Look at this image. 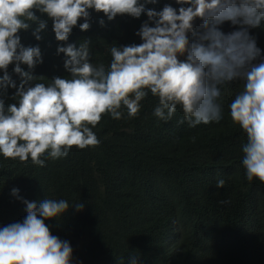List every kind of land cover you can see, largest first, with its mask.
Wrapping results in <instances>:
<instances>
[{
	"label": "clouds",
	"instance_id": "1",
	"mask_svg": "<svg viewBox=\"0 0 264 264\" xmlns=\"http://www.w3.org/2000/svg\"><path fill=\"white\" fill-rule=\"evenodd\" d=\"M98 15L102 27L105 18L112 21L119 16L112 38L121 40L133 27L132 38L102 47L95 55L86 33L82 42H68L73 30L85 32ZM29 29L37 41L53 33L57 47H46L55 57L52 67L63 77L45 82V77L33 74L43 59L39 44L21 43L20 33ZM9 89H14L10 96ZM147 96L157 102L151 114L161 125L138 124L127 130L126 144H103L114 156L98 155L102 117H134ZM6 98L14 102L6 104ZM222 118L243 134L241 163L246 179L264 182V0H0V157L36 168L53 160L64 175L87 178L98 200L122 192L141 198L134 203L136 224L129 234L115 230L116 222L93 239L73 242L54 226L70 209L68 201L49 198L45 185L31 187L17 180L34 200L11 188V196L24 204L25 215L0 225V264H144L135 253L140 249L130 247L138 234L150 238L156 251L173 261L264 264V257L254 262L242 253L257 239L255 250L264 242V233L249 227L252 216L237 219L227 230L219 224V235L203 233L195 225L190 205L186 204L187 219L178 208L172 216L167 213L163 201L170 193L162 179L146 190L125 172L114 171L123 165L140 166L162 144L161 151L170 152L178 164L216 175L218 162L231 161L213 149H184L181 144L199 141L203 129ZM155 126L160 129L157 138H166L171 150L161 140L147 148L139 144ZM134 131L138 140L128 146ZM98 166L107 170L98 172ZM224 183L218 179L216 186ZM157 190L164 192L161 198H156ZM83 207L79 202L71 208ZM246 213L251 214V209ZM167 217L183 223L182 234L176 224L166 223ZM152 227L164 231L159 242ZM187 233L195 237H184Z\"/></svg>",
	"mask_w": 264,
	"mask_h": 264
},
{
	"label": "trees",
	"instance_id": "2",
	"mask_svg": "<svg viewBox=\"0 0 264 264\" xmlns=\"http://www.w3.org/2000/svg\"><path fill=\"white\" fill-rule=\"evenodd\" d=\"M100 17L98 15L90 21V28L85 32H81L79 28L73 30L68 42H82L86 33V38L90 39V51L95 55L101 51L102 47L108 49L115 43L118 45L120 41L132 38L133 27H130L123 34L121 40H116L110 36L113 25L118 23L119 16L112 21H107L105 18L103 27L98 22ZM144 18L146 19L145 16ZM50 24L49 21L48 26ZM108 24H112V26L108 27ZM129 24H134V21L130 20ZM20 36L21 43L25 46L36 44L40 46L43 62L35 67L34 75L45 77V82L54 76H64L61 70L52 67L55 57L51 50L46 47H57L58 42L52 32L42 35L40 41L35 40L31 34V29L22 31ZM22 67L27 70L26 66L22 65ZM8 71L11 73L12 65H9ZM13 91L14 89H9V96ZM153 98L152 96L144 98L141 101L142 107L139 113L134 117L123 116L120 119H113L109 115L102 117L99 122L102 139L96 145V147L102 148L97 151L98 155L113 154L114 156V152L110 153L109 149L103 144H126L129 138L127 130L137 127L138 124L144 125L155 121L161 125L160 121L151 114L157 103ZM5 102L7 104L14 101L6 98ZM177 126L178 120L173 124V128L176 129ZM157 132L160 134L158 126L150 127L146 138L142 139L139 144L147 148L150 142L156 145L161 140L171 150L170 142L164 137L157 138ZM136 135L137 131H134V136H131L132 141L128 143V146L138 140ZM242 143L243 134L239 128H232L230 120L222 118L215 123L214 127L203 129L199 141L181 144L184 149L192 147L213 149L224 159L231 161L229 163L218 162L216 175L204 169H193L191 165L178 164L170 156V152L161 151L162 144L159 145L158 150L148 153L140 166L123 165L115 168L114 171L125 172L131 176L130 179L134 184H144L146 190L154 189L153 182L162 179L165 191L170 193L169 197L163 201L167 213L172 216L174 208H178L179 215L187 219L186 204L190 205L195 215V225L203 233L219 235V224L227 230L237 219L250 216L253 217V220L248 223L249 227L251 229L257 227L261 233H264V182H260L258 179L250 182L246 179L245 170L241 163ZM172 150L173 154H177L175 148L172 147ZM214 155L217 154L214 153ZM56 164L53 160H47L43 168H36L31 163H22L0 157V225L21 220L25 215L24 204L11 196V188H18L20 196L30 201L34 200L32 193L19 185V181L16 182L22 180L31 187L45 185L50 190L51 196H48L49 198H63L68 201L70 209L62 220L58 219V224L54 221V226L59 235L67 237L73 242L82 239H93L103 228L110 227V224L115 225L116 222L118 225L115 230L119 232L129 234L133 230L132 224H136V221L133 223L134 213H136L133 212V208H137L134 203H137L141 198L127 197L122 192L111 194L105 200H98L96 195L91 192L90 182L87 178L79 176L72 178L69 174L64 175L55 166ZM110 165L112 166V164ZM106 170L107 168L99 166L96 168L98 172ZM54 177L58 178L57 181L50 182L53 181ZM221 178L225 183L222 187H217L216 182ZM44 179H47L50 184L47 185L45 181H41ZM105 190L111 192L108 188ZM163 194L162 190L155 191L156 198H161ZM221 201L227 202L221 203ZM79 202L83 203V209L71 208ZM129 204L134 205L130 206ZM250 209L251 214L247 215L246 211ZM171 222L178 226V232L182 234L184 230L183 223L174 217L171 220L167 217L166 223L169 225ZM150 230L158 234L156 240L159 242V235H162L164 231L157 227H152ZM184 237L193 239L195 236L187 233ZM258 240L255 242H258ZM136 242L142 244V246ZM255 242L242 253L248 259L253 258V261L257 262L264 257V242L258 244L256 250L255 245L257 243ZM147 244H151V239L140 234L136 236L135 242L130 244V247L136 246L140 249V252L135 253L144 261V264H190L188 259L169 260L164 254L157 252L158 247L156 248L152 244L147 250L144 248Z\"/></svg>",
	"mask_w": 264,
	"mask_h": 264
}]
</instances>
